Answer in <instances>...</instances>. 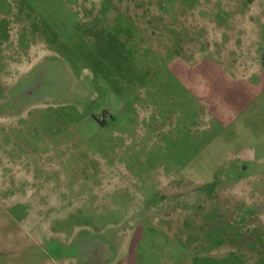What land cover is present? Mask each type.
Instances as JSON below:
<instances>
[{
	"label": "rangeland",
	"instance_id": "1",
	"mask_svg": "<svg viewBox=\"0 0 264 264\" xmlns=\"http://www.w3.org/2000/svg\"><path fill=\"white\" fill-rule=\"evenodd\" d=\"M113 254L264 264V0H0V264Z\"/></svg>",
	"mask_w": 264,
	"mask_h": 264
},
{
	"label": "crops",
	"instance_id": "2",
	"mask_svg": "<svg viewBox=\"0 0 264 264\" xmlns=\"http://www.w3.org/2000/svg\"><path fill=\"white\" fill-rule=\"evenodd\" d=\"M1 258H3L4 259V257L2 256ZM54 259H52V261H53ZM16 261H17V259H16ZM105 261H109V263H111V264H132V260H131V256H129V257H127V258H124V259H122L120 262H117L116 263V261H115V256H114V254H113V256H110L108 259H106Z\"/></svg>",
	"mask_w": 264,
	"mask_h": 264
}]
</instances>
